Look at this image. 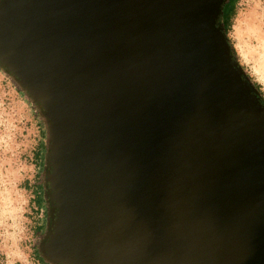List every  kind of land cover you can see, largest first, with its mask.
I'll return each mask as SVG.
<instances>
[{
  "label": "water",
  "instance_id": "water-1",
  "mask_svg": "<svg viewBox=\"0 0 264 264\" xmlns=\"http://www.w3.org/2000/svg\"><path fill=\"white\" fill-rule=\"evenodd\" d=\"M223 0H0V69L45 127L50 264H264V102Z\"/></svg>",
  "mask_w": 264,
  "mask_h": 264
},
{
  "label": "rangeland",
  "instance_id": "rangeland-1",
  "mask_svg": "<svg viewBox=\"0 0 264 264\" xmlns=\"http://www.w3.org/2000/svg\"><path fill=\"white\" fill-rule=\"evenodd\" d=\"M228 38L264 98V0L237 1ZM18 88L0 69V264H40L34 251L46 230V216L36 212L30 188L42 174L32 153L45 147L46 132Z\"/></svg>",
  "mask_w": 264,
  "mask_h": 264
},
{
  "label": "trees",
  "instance_id": "trees-1",
  "mask_svg": "<svg viewBox=\"0 0 264 264\" xmlns=\"http://www.w3.org/2000/svg\"><path fill=\"white\" fill-rule=\"evenodd\" d=\"M237 1L238 0H223L222 1L221 6H220L219 15L217 18V22L220 25L228 43H229L230 50H231L233 57L239 63L237 55L235 53V50L232 46V42L228 38V32L230 31L231 20H232V17L234 15L235 5H236ZM239 65H240V63H239ZM241 68H242V66H241ZM242 70H243V68H242ZM244 74L247 77V79L249 80V82L252 84L254 89L257 91V93L260 95L262 101L264 102V98L262 96L261 91L259 90L258 84L256 82H254L253 80H251L250 76H248L247 73L244 72ZM18 91L20 94L25 96V94L23 93V91H21V89L18 88ZM29 103L32 106H34V104L31 103L30 101H29ZM34 108H35V106H34ZM35 110H36V108H35ZM36 113H37V110H36ZM41 121H42V119H41ZM44 148L42 145L41 147H39V149H35V151L32 153V158H33L32 160L35 161L33 165L38 166V168L40 169L39 174H40V172L42 174H41L40 180L35 182V183L33 182L34 185L30 188V191L32 192V197H33V204H36L34 208H35L36 212L39 210L38 213L40 214L42 219L44 218V216L47 217V202H46V199L43 195V175L45 173V169L43 166V158H44V152H45ZM41 202L44 203V208L42 207L43 205H41ZM39 228H40V224L37 223V225L34 227V229L36 232H38ZM34 256L36 257V260L40 264H50L40 256V252L38 249L36 251H34Z\"/></svg>",
  "mask_w": 264,
  "mask_h": 264
}]
</instances>
